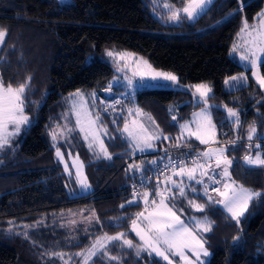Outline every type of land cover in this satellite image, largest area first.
<instances>
[{"label": "trees", "instance_id": "16d2710c", "mask_svg": "<svg viewBox=\"0 0 264 264\" xmlns=\"http://www.w3.org/2000/svg\"><path fill=\"white\" fill-rule=\"evenodd\" d=\"M185 2L0 0V29L6 31L0 45V77L5 86L28 84L24 113L29 119L0 149V264H73L77 260L73 255L90 240L120 232L133 247L110 242L106 251L97 252L87 264H161L138 248L137 238L128 230L129 222L141 209L139 203H128L136 196L130 187L139 177L148 175L153 160L164 156L160 151L197 145L180 138L178 126L200 106L192 102L186 90L187 85L198 83L211 88L207 96L210 117L216 145H224L225 156L232 161L230 178L262 195L249 201L239 223L209 200L197 183L188 184L186 197L173 190L175 197L184 204L194 200L205 205L204 211L196 213L212 223V230L203 235L210 251L206 264H264V167L241 163L246 154L259 151L264 156V94L250 79L249 69L230 54L245 20L249 27L257 22L264 0H212L193 20L180 13L174 23L160 21V14L165 15L169 8L176 10ZM165 4L170 7L165 9ZM109 50L132 52L153 68L175 74L178 87L135 89L124 100L126 105L147 112L162 134L156 141V151L149 154L131 152L119 134L122 114L109 118L97 105L104 146L111 159L90 154L82 141L71 135L69 150L79 157L91 190L69 197L67 191L76 190L75 178L70 169L65 171L54 159L48 129L58 122L68 93L93 91L98 101L104 99L103 91L115 76ZM258 69L264 76V58ZM241 72L245 73L246 84L226 90L225 79ZM112 88L119 91L124 86ZM170 105L175 108L176 119L168 113ZM118 108L122 111L121 106ZM226 108L239 113V125L227 121ZM252 127L256 132L249 140ZM207 146L202 148L203 153ZM202 158L196 164H203ZM160 179L149 178L138 195L149 191L153 196ZM69 210L76 216V212H87L91 220L73 223L69 228V215L63 214Z\"/></svg>", "mask_w": 264, "mask_h": 264}, {"label": "snow or ice", "instance_id": "6c2138e0", "mask_svg": "<svg viewBox=\"0 0 264 264\" xmlns=\"http://www.w3.org/2000/svg\"><path fill=\"white\" fill-rule=\"evenodd\" d=\"M211 3V0H187V3L182 9H176L172 11L169 19L171 20H179L180 13L183 12L185 17L188 19H194L199 12L203 11L204 7ZM165 7H170L165 4ZM249 25L247 20L244 22V28L241 29V32H248V35L251 37L250 40L245 41L248 45L244 54L241 55V60H248L251 63L252 68H256L258 61L261 60V55L264 54V12L259 14V26H253L251 31H248ZM6 35V31L0 29V43L3 42L4 37ZM237 50V46L234 45L233 51ZM108 56L114 57L119 55L122 59L125 54H114L109 51L107 53ZM143 63L147 66L148 71L141 72V79H145L147 77L152 81H170L172 83H178V77L170 72L157 71L147 61H143ZM119 70V69H118ZM136 73H134L135 75ZM257 77L259 84L264 87V76L258 75L256 72L253 73ZM246 77H231V80H244ZM30 80V78H29ZM132 81L129 79V84ZM227 83V81H226ZM164 86V85H160ZM195 88L194 94H199L200 98L207 102L208 93L211 92V88L207 84H197L193 86ZM28 88L27 83H21L18 87H13L12 84H8L5 86L3 83L2 77H0V149L4 147V145L8 144L9 136L17 135L21 130V125L29 123L28 117L24 114V104H25V92ZM80 96L81 101H83V94L79 91L75 94ZM75 107V105H74ZM81 108H83V103L81 104ZM228 115L230 117L235 118V122L239 125V113L234 111L231 108L227 109ZM197 118L194 122L196 123V130L192 131L188 124L181 125L182 133L184 131L188 132V136H195L196 139L200 141L202 144L209 143V139L206 137L209 135L210 130L215 128V125L211 122V117L207 113V111H202L201 113L194 114ZM76 123L80 128V131L84 133V139L89 140V137H92L91 142L89 143V147L93 146V143L99 139L98 129L95 127L97 124V120L99 117L95 119L92 118L91 113L88 112L86 108H83V111H76ZM173 119H176L173 117ZM12 126L13 130L9 132V127ZM71 131V129H68ZM124 131L128 133L130 137H132L137 144V147L140 148V151H143L144 148H151L153 139H159V136H153L147 134V130L140 127L139 132L130 131L128 125L125 124ZM256 132L255 127L250 129L248 139H252V135ZM211 136L214 140L215 133L211 131ZM53 139H56V135H53ZM167 139V137H165ZM143 145V147H140ZM100 150L103 152L104 156L108 159H111L107 149L104 147L103 141H100ZM179 146V144H177ZM203 157L208 160L215 159L216 168H222L223 177H230L229 167L232 164V161L229 160L225 156V150L223 148L219 149H210L204 152ZM57 156L63 160V154L57 149ZM78 159V157H77ZM244 160L249 165L254 166H264V156L257 154L255 158L252 156H245ZM195 163V162H194ZM74 166L75 162H74ZM79 167L77 166V175L80 176ZM132 167V166H130ZM137 168L139 166H136ZM206 166L204 164H198L196 167L191 169H186L183 166H180L178 171H174V175L176 176H187L188 180H195L196 183L202 184L203 180L198 179L196 176L197 169H201L200 176H207L208 171L205 170ZM65 170H68V165L65 164ZM212 179V177H209ZM83 187H88L86 183V178L81 179L79 181ZM215 183H219L220 181H215ZM167 183H171L172 187H167L163 190L157 191L156 195L160 197L159 202L156 200H152L151 203L156 205L153 211L148 212L145 215L143 212L137 213V219L132 220V229L136 232V234L140 237L141 241H143V246L146 249H150L151 253H154L157 257L162 258L167 264H173V260L171 257L178 256L180 260L184 261V264H202L200 262V253L203 252L204 256H208L209 253L207 249L204 247V242L200 238L197 230H202L203 232H209L212 230V223L205 217L203 220H193V226L190 227L189 224H186L179 215H177L176 211H174L175 205H169V200L175 199L174 189L178 191L180 197H186V186L183 182L177 183L172 180L171 177L166 179ZM235 184L234 181L231 183H225L223 185L224 191H221L220 188L214 189V191L222 197L221 200L214 201L218 204H223L224 208L231 214V218L236 220L239 223V218L244 215L246 209L248 208L249 201L256 196L262 195L261 193L252 192L248 189L243 188L242 186L239 189L233 187ZM192 191L195 192L196 189L192 188ZM205 194H207V187H205ZM138 195V194H134ZM149 193L144 192L143 197L145 199V203H148L147 197ZM209 200H212V197H208ZM129 203H132L131 201ZM189 204L192 208L197 211H204L205 205L196 203L194 200H189ZM123 207V205H121ZM143 221V226L138 224V220ZM105 239L109 242L111 241H119L123 239V244L128 247H133V242L128 239H124V233H119L115 236H105ZM103 249L106 251V245L98 240L95 244L92 245L91 250L85 256L84 253H79L78 255L85 256V260L88 257L96 255L97 249ZM186 250L192 252L196 261L189 259L186 255ZM150 253V254H151ZM139 254V252H138ZM112 260H116L117 257H110Z\"/></svg>", "mask_w": 264, "mask_h": 264}, {"label": "rangeland", "instance_id": "374dc122", "mask_svg": "<svg viewBox=\"0 0 264 264\" xmlns=\"http://www.w3.org/2000/svg\"><path fill=\"white\" fill-rule=\"evenodd\" d=\"M187 2H185L180 8L178 9H182V7L186 4ZM165 8V7H164ZM205 8V7H204ZM167 9V7L165 8ZM169 12L164 14H160L159 16L160 21L162 23H174L176 20H171L169 19V17L172 14V11L175 9L169 8ZM204 10V9H203ZM202 12V11H201ZM199 12V14L201 13ZM264 12V9L263 11ZM183 13V12H181ZM197 16V15H196ZM195 16V17H196ZM193 20V19H192ZM258 20V19H257ZM251 27H249L248 31H250ZM241 36H246V38L248 40L249 36H248V32H242ZM240 36V37H241ZM1 45V43H0ZM234 47V45H233ZM111 52H113L114 54H125L124 57L121 59L119 55L114 57H110V60L112 62H114V66H115V76H113V78L109 81L108 86L106 87V89H104L103 91V97L100 98V100H103L101 102H99L97 100V96L93 91H84V90H74L70 93H68L67 95L64 96L63 98V102L65 104L64 108L61 110L60 115H59V120L58 122L52 124L50 126V128L48 129V140L49 143L53 149V157L55 160L58 161V163L62 166V168L65 170V164L68 165V169H70L74 175L75 178V182H76V190L74 191H67V195L69 197L72 196H79L82 194L87 193L88 191L91 190V186L87 183L88 187H83L81 185V183L79 182L81 179H85V175L83 172L82 167H79V171H80V176L78 177L77 175V166H81L82 163L80 162L79 157L76 154H73L69 149V144L71 141V135H76L80 141H82L84 147L87 149V151L90 154H93L94 156L97 157H102L104 158V154L103 152H101L100 150V141H103V135H104V128L102 125L99 124L98 120H97V124H96V128L98 129V133H99V139L96 140L93 143V146L90 148L89 147V143L92 140V137H89V140H85L84 139V133L80 131L79 126L76 123L77 117H76V111H83V108H86L88 110L89 113H91L92 118L95 119L96 117H98L97 114V105L101 108L100 109V113H102L103 115H107L109 118L113 117L112 115H121L122 114V120H123V124L121 126V128L119 129V134L125 139V141L128 143L129 148L131 150V152L135 153V154H149L152 153L154 151H156V141L159 140L162 137V134L159 130V128L156 126L154 120L151 118V116L144 111H141L138 107H136V105H126L124 100H128L133 91L135 89H140V88H152V87H168V88H176L178 87L177 83H172L170 81H152L149 80L147 77H145V79H141L140 77V73L141 72H146L148 71L147 66L143 63L144 60L143 58H141L140 56L126 51V50H109ZM108 51V52H109ZM107 52V53H108ZM235 52V53H234ZM233 52V48L230 49V54H235V57L237 59V61L239 62V64H241V66H243L244 68H248L249 69V77L252 80V82L258 87V89L262 92V94H264V87H262L258 80L257 77L255 75H253L254 72H256L258 75L262 76L259 72L258 69V65L256 68H252L250 61L248 60H241V55L244 54V51L238 52V51H234ZM153 68V67H152ZM119 69V70H118ZM157 71H163V72H169V71H165V70H160V69H156ZM134 73H136L134 75ZM171 73V72H170ZM236 77H245V73L241 72L238 75H235ZM129 79H131L132 83L129 84ZM227 81V83H226ZM247 82L246 79L244 80H236L233 81L231 80V78H226L224 81V88L226 90H233L235 88H238L242 85H245ZM121 84L122 86H124V88L122 90L119 91H115L112 86L113 85H119ZM198 84H205V83H198ZM160 85H164V86H160ZM194 85L197 84H190L186 86V90L191 94L192 96V102H198L200 103V106L195 109L194 111L191 112L190 117L188 118V120L182 122L181 124H179L178 128H179V137L186 139L188 141L191 142H195L194 144H197L199 146H204V145H208L205 149L204 152L210 150V149H219V148H223L224 149V145H216V133H215V128L213 130H210L209 135L206 137L207 139H209V143L207 144H202L200 143V141L198 139H196L195 136H188V132L184 131L182 133V129H181V125L184 124H188L189 127L191 128L192 131L196 130V123L194 122L197 118L195 117L194 114L196 113H201L202 111H207V113L210 116V112H209V103L208 101L205 103V101L203 99L200 98L199 94H194L195 93V88L193 87ZM15 88V87H14ZM80 92L83 94V101H81L80 96L75 95L77 92ZM210 94V92L208 93V95ZM83 103V108H81V104ZM100 103V104H99ZM75 105V107H74ZM119 106L122 107V111L124 110V112H122L121 110H119ZM174 106L170 105L168 106L167 110L169 115H171L172 117L175 115L174 112ZM227 109H225V114H226V119L227 121H233L235 122V118L234 117H230L228 115ZM235 111V110H234ZM25 114V113H24ZM26 115V114H25ZM27 116V115H26ZM110 121V120H109ZM111 122L114 124L113 120L111 119ZM212 122V121H211ZM125 124L128 125V128L130 131H134V132H139L140 131V127L143 126L144 129L147 130V134L149 135H153V136H159V139H153L151 141L152 143V147L151 148H144L143 151H140V148L137 147L136 141L130 137L128 135L127 132L124 131V127ZM213 124V123H212ZM27 124L21 125V130L26 126ZM236 125V124H234ZM68 129H71V131H68ZM13 130L12 126L9 127V132H11ZM20 130V131H21ZM211 131H214L215 136H214V140L211 136ZM56 135V139H53V135ZM12 137L14 136H9L8 140H10ZM249 137V136H248ZM247 137V138H248ZM248 141V140H247ZM104 144V142H103ZM105 147V146H104ZM140 147H143V145H140ZM255 147H257V145H255ZM57 149H59V151L63 154V160H61L58 156H57ZM257 154H260L261 156H263L259 151L254 152L253 154H246L241 158V163L245 166H254V165H249L246 163V161L244 160L245 156H252L253 158H255V156ZM78 157V159H77ZM203 164L209 167H206L205 170L208 171V175L207 176H200V171L201 169H197L196 172V176L198 179H202L203 183L199 184L201 186L202 192L204 195L207 196V198L209 196L212 197V201H218L221 200L222 197H220L215 191L214 192H210V188L213 185H216L217 188H220L221 191H224V187L223 185L225 183H231L233 180L230 177H223L222 175V168L224 167L223 165L221 166V168H216L215 166V159L213 158L212 160H208L207 158L203 157ZM74 162L75 165L74 166ZM198 165V164H196ZM196 166H192V168H194ZM264 167V166H263ZM66 171V170H65ZM167 178L171 177L172 180L176 181L177 183L179 182H183V184L188 187V184H195L196 181L195 180H188L187 176H181L180 178H172L174 177V175H169L166 176ZM209 177H212V179H209ZM167 178H162L159 180L158 185L156 186L155 192L153 196H149L147 197L148 203H145V199L143 197V193L147 192L149 193V191H144L142 194L136 195V196H132V198L129 199L128 203L131 201L132 203H139L141 205V209L138 211V213L143 212L145 215L148 214V212L153 211V209L156 207V205H153L151 203L152 200H156L157 203L159 202L160 197L156 195L157 191L163 190L165 188V186L167 187H172L171 183H167L166 185V179ZM215 181H220L219 183H215ZM205 187H207V194H205ZM233 187H235L236 189H239L241 186L238 185L237 183H235L233 185ZM245 188V187H243ZM248 189L250 191H252L249 188H245ZM175 190V189H174ZM254 192V191H252ZM178 193V191H177ZM175 208L174 211H176L177 215L180 216V218L186 223L189 224L190 227L193 226V220H203L205 217L198 215L196 213L197 210H195L194 208H192L190 206V204H184L181 200V198L177 199V197H175ZM172 200H169L168 203L169 205L171 204ZM216 205H218L230 218H231V214L227 211V209L224 208L223 204H218L215 203ZM75 212H71L66 211L63 214H67L69 216H66V223L69 226H72L71 224L73 223H77L80 221H89L91 220L88 217V213H78L76 212V215H73ZM71 214L73 216H71ZM137 219V213L134 215L133 219ZM232 219V218H231ZM132 220L129 222L128 225V230L130 233H132L133 236H135L138 241L140 242L139 245V249L147 252V254H149L150 256L154 257L155 259L159 260L161 264H167L166 261H164L162 258L157 257L154 253H151L150 249H146L143 246V241H141L140 237L136 234L135 231H133L132 229ZM233 220V219H232ZM236 221V220H234ZM83 224V223H82ZM138 224H140L141 226H143V221L142 218L141 220H138ZM200 238L203 240V235L206 232H203L202 230H197ZM122 233V232H120ZM86 234V233H85ZM119 233H115V234H111V235H107V236H115ZM42 236L45 237V235L42 234ZM106 234H102L99 235L97 237H95L93 240H90V242L88 243L87 246H85L83 249H81V251L77 252V254H74L73 256H75L77 258L76 262H74L73 264H87L94 256L88 257L87 260H85V256L87 255V253L91 250V247L93 244H95L98 240H100L101 242H103L105 245H107L108 243H110L108 240L105 239ZM75 237H77V234L75 235ZM126 239V238H124ZM113 242V241H111ZM119 243L123 244V239L117 241ZM124 245V244H123ZM127 246V245H124ZM128 247V246H127ZM204 247L207 249L209 255L208 256H204L203 252L200 253V262H202V264H206L209 256H210V251L209 249L205 246V242H204ZM102 249H97L96 250V254L97 252H100ZM79 253H84L85 256L82 255H78ZM151 253V254H150ZM186 255L189 257V259L196 261V257L195 255L186 250ZM72 256V257H73ZM171 259L173 260V264H184V261L180 260V258L178 256L175 257H171ZM69 261V260H68ZM69 263V262H68ZM197 264H199V262H197Z\"/></svg>", "mask_w": 264, "mask_h": 264}, {"label": "built area", "instance_id": "2783aa9c", "mask_svg": "<svg viewBox=\"0 0 264 264\" xmlns=\"http://www.w3.org/2000/svg\"><path fill=\"white\" fill-rule=\"evenodd\" d=\"M258 144L259 142L257 141L255 145L258 146ZM204 146L190 145L173 147L160 151L159 154L162 153L164 156L160 157L158 161H152L153 168L150 170L148 175L144 177L141 176L137 181L132 183L130 192L133 195L138 194L140 192V188L143 187L146 181L151 177L164 178L166 176L172 175L174 171H178L180 166L185 167L188 164H196L202 157V148ZM216 188V185H213L210 188V192H214V189Z\"/></svg>", "mask_w": 264, "mask_h": 264}, {"label": "crops", "instance_id": "0c3cea01", "mask_svg": "<svg viewBox=\"0 0 264 264\" xmlns=\"http://www.w3.org/2000/svg\"><path fill=\"white\" fill-rule=\"evenodd\" d=\"M212 1V0H211ZM209 5V3L205 6V8L207 7ZM185 6V5H184ZM183 6V7H184ZM182 7V8H183ZM183 15H184V13H182ZM185 16V15H184ZM190 20H192V19H190ZM253 26H259V17H258V20H257V22L255 23V24H253L252 26H251V28L250 29H252V27ZM251 31V30H250ZM249 36V35H248ZM249 39H251V37L249 36ZM245 41H248V39L246 38V36L244 37V36H241V37H239V40H238V42L235 44L236 46H237V50L236 51H238V52H245V50H246V48L248 47V45L245 43ZM234 52V51H233ZM235 53V52H234ZM235 55V54H234ZM264 58V54H262L261 55V60ZM260 60V61H261ZM260 61H258V64H259V62ZM257 64V65H258ZM138 240V239H137ZM139 242V241H138ZM139 244H140V242H139Z\"/></svg>", "mask_w": 264, "mask_h": 264}]
</instances>
